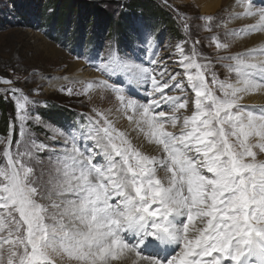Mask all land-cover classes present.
<instances>
[{"label":"snow or ice","instance_id":"snow-or-ice-1","mask_svg":"<svg viewBox=\"0 0 264 264\" xmlns=\"http://www.w3.org/2000/svg\"><path fill=\"white\" fill-rule=\"evenodd\" d=\"M240 16H258L260 23L226 35L264 29V8L249 3L233 18ZM176 48L194 93L191 114L186 94H169L186 93L176 79L181 73L165 78L158 52L152 67L110 54L92 64L108 79L88 82L76 94L91 99L89 93L107 90L118 101L115 109L94 108L95 117L85 114L88 122L79 129H53V139L64 138L58 148L31 140L23 152L17 142L13 152L7 142L0 163V264H56L54 255L112 264L123 253L134 254L133 264H253L252 257L264 264V162L247 143L259 135L255 147L264 152V108L254 114L240 103L264 88V62H252L264 49L220 57L236 61L223 65L236 75L230 82L210 62L199 63L195 47L190 54L182 43ZM130 86L145 87L147 102L127 95ZM17 91L0 95L13 94L23 138L30 118L25 105L34 102L26 96L21 102ZM124 119L129 127L121 129ZM132 133L143 142L134 144ZM44 151L55 158L56 175L49 173L47 182L35 168Z\"/></svg>","mask_w":264,"mask_h":264},{"label":"rangeland","instance_id":"rangeland-1","mask_svg":"<svg viewBox=\"0 0 264 264\" xmlns=\"http://www.w3.org/2000/svg\"><path fill=\"white\" fill-rule=\"evenodd\" d=\"M238 1V0H236ZM245 4L264 8L261 3L241 0ZM80 15L77 8L66 4L67 11L57 16L56 2L49 0H19L20 9H16L11 0H0V93L7 89H16L17 99L23 97L34 103H26L25 111L29 119L24 122V137L20 136V121L17 119L16 102L11 92L0 95L8 104L4 113L9 114L10 129L6 134V117L0 110V163L4 162L3 151L9 140L12 150L16 151L17 142L23 152L25 143L34 140L49 147L58 148L64 144L63 136L56 135L53 129L64 132L71 128L79 129L87 124L86 115L95 117L94 105L81 92L85 84L108 77L93 62L97 58L105 60L110 54L130 58L135 63L152 67L149 61L153 53L158 52L159 59L167 65L168 74L177 76L184 82L185 92H170L171 95L189 98L191 114L194 93L189 90L184 69L179 63L177 44H183L185 53H191L195 47L201 55L197 57L201 64L212 65L220 80H225L231 72L223 65H234V60L220 57L235 56L245 52L241 43L242 33L237 36L226 35L230 25L239 30L244 29L239 18L217 19L218 14L207 15L201 12L193 0H80ZM230 0L227 1V4ZM87 4H93L99 10V22L92 27L84 17ZM143 4V9L136 7ZM226 5V4H225ZM157 6V7H156ZM229 9V6H227ZM225 8H223L224 10ZM223 10H219L221 13ZM105 16V17H103ZM108 16V17H106ZM112 20L111 30L104 28V21ZM210 18V19H204ZM207 25H210V29ZM242 35V36H241ZM218 37V40L212 39ZM147 40L148 44L144 41ZM186 41V43H185ZM217 43L227 44V48H218ZM241 44V45H240ZM241 52V53H240ZM80 63L81 68L71 71L70 67ZM233 63V64H232ZM163 65H161V68ZM161 69H157L159 72ZM207 75V73H206ZM6 79L12 83H4ZM123 83L127 76L119 77ZM211 87V78L208 77ZM228 80V79H227ZM233 81V80H230ZM114 83L115 80L109 81ZM72 90L68 94L67 89ZM141 86H130L126 94L132 98L142 93ZM168 92L167 89H165ZM103 96L115 98L107 90H99ZM105 94V95H104ZM109 94V95H108ZM39 117V120L36 118ZM91 143V142H89ZM30 146V145H29ZM259 153L257 162L264 161V152ZM42 163L36 165V173L44 172L43 180L49 179V173L55 177V158L48 151L39 153ZM51 157V159H50ZM251 159V158H248ZM55 199V197H54ZM5 259L7 257V245ZM56 264H77L66 255L53 256Z\"/></svg>","mask_w":264,"mask_h":264},{"label":"bare ground","instance_id":"bare-ground-1","mask_svg":"<svg viewBox=\"0 0 264 264\" xmlns=\"http://www.w3.org/2000/svg\"><path fill=\"white\" fill-rule=\"evenodd\" d=\"M227 1L228 0H193V2L199 6L202 13L207 14V15L218 14V16L216 17L217 19H231L235 16V14L244 13L247 10V4H245L244 1L230 0V3L228 2L229 4H227ZM256 1L257 3H261V5L264 6V0H252V2H256ZM227 6H229V9L227 8ZM252 6H253V10L255 11H259L261 9V7H256L254 4ZM223 8L225 9L223 10ZM221 9L223 10V12L221 11V13H219L218 11ZM240 18L241 19L238 24H243L244 29H249L251 28V26H257L260 23L258 16H251V17L240 16ZM234 30L238 32V29L236 28V26L230 25L228 32L230 33V32H233ZM243 35L245 37L241 38V41L239 43H241L243 47L245 48L244 53L249 52L250 50H253V49L255 50L264 49V29L258 28L255 31H250L247 34H243ZM234 62L236 63V61ZM252 62H256V63L264 62V56L257 55L256 59ZM80 68H81L80 63L78 64L75 63L70 67L71 71H75ZM227 79L229 81L230 80L234 81L236 79L235 73L233 72L232 74H230L229 77H227ZM141 91L143 92V94L138 93L136 94V97H133V99H136L140 102H147L146 88L142 87ZM89 95L91 96V99H89L88 97L87 99L91 103H93L94 108L99 109L101 111H104L110 108L115 109L118 105V101L116 100V98L111 97V95L103 96V94H101L99 91H93L89 93ZM240 103L241 105L245 106L246 111H253L254 114H259L260 110L264 108V88L244 95ZM117 126L120 127L121 129H126L129 127V122L126 119H124V120H121ZM132 137H133L134 144L143 142L142 138L140 141L136 139L135 133H132ZM260 142L262 141L259 135H251L249 136L248 141H247L249 145L253 146V151L255 152H257V149H258L257 147H255V145H257ZM146 150L151 151L150 146H146ZM258 156H259V153L256 156V160L258 159ZM261 162H264V161H261ZM66 195H69V194H66ZM133 256L134 254L132 253H123L121 256V259L118 261H113L112 264H133ZM251 259L254 264L255 257H252Z\"/></svg>","mask_w":264,"mask_h":264},{"label":"trees","instance_id":"trees-1","mask_svg":"<svg viewBox=\"0 0 264 264\" xmlns=\"http://www.w3.org/2000/svg\"><path fill=\"white\" fill-rule=\"evenodd\" d=\"M49 1H55L56 2V11L58 13L57 16H61L63 14H65V12L67 11V8H66V4L68 3L70 7H74V8H77V10L80 12L79 14L82 15L81 13V9L82 8V4L80 2V0H49ZM11 3L12 5L16 8V9H20L19 7V0H11ZM87 8L85 9V11H88L86 13V15L84 16L86 18V20L88 19V23H91L92 27H94L98 22H99V16L101 15V12H100V15H99V10H97L96 6H94L93 4H87ZM145 6H149V4L147 5H144L141 4L139 6H137L136 8L137 9H143ZM157 7V6H156ZM105 17V16H103ZM102 17V20L105 22L104 23V28L108 30V32L111 30V25H112V20L106 18L104 19ZM108 17V16H106ZM8 107V104L1 100V97H0V110L2 112V115L4 117H6V134L7 132L9 131L10 129V123H9V114L6 112L4 113V110Z\"/></svg>","mask_w":264,"mask_h":264}]
</instances>
